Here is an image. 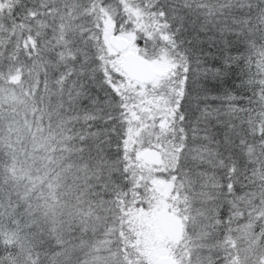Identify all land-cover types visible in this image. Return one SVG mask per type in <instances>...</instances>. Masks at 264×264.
<instances>
[{
    "label": "trees",
    "instance_id": "16d2710c",
    "mask_svg": "<svg viewBox=\"0 0 264 264\" xmlns=\"http://www.w3.org/2000/svg\"><path fill=\"white\" fill-rule=\"evenodd\" d=\"M107 16L171 72L129 81ZM262 79L264 0H0V264H149L157 178L182 264H264Z\"/></svg>",
    "mask_w": 264,
    "mask_h": 264
},
{
    "label": "rangeland",
    "instance_id": "374dc122",
    "mask_svg": "<svg viewBox=\"0 0 264 264\" xmlns=\"http://www.w3.org/2000/svg\"><path fill=\"white\" fill-rule=\"evenodd\" d=\"M106 28H105V40L108 44V48L110 53L114 57L113 62H118L119 66L121 67L122 70V61H123V56L125 53H119L116 52V50L110 45L109 40L110 37L113 34H118L121 36H125L129 39L130 42V50L132 51H137V47L134 45L135 44V35L134 34H123V33H116L114 30L113 22L110 16H107L106 18ZM154 65L156 69L159 71V75L157 79L150 84H157L160 82V80L168 75L171 70L173 69V64L167 60H157L153 59ZM123 71V70H122ZM129 81L130 78L128 77ZM132 80V79H131ZM136 82V81H135ZM134 84H140L141 87H145L147 84H141V83H134ZM147 152L146 150H142L138 153V157L140 158L141 161L145 162L142 158L143 153ZM153 163V162H151ZM153 191L156 195L155 203L153 208L151 209L150 212H145L143 213V216L148 219V221L152 224V227L154 229V237H153V246L151 247V252H150V258H149V264H159V260L164 257V256H170L175 261L177 264H182V259L184 255V251L182 249V243H181V238L178 240H175L171 238L169 235L164 234L157 223L156 219V213L160 210H166L168 212H171L175 216L179 218V220L183 224V219L182 217L178 214L175 203H174V195H173V183L169 180L166 179H155L153 181ZM183 231H184V224H183ZM183 234V233H182Z\"/></svg>",
    "mask_w": 264,
    "mask_h": 264
},
{
    "label": "water",
    "instance_id": "95a60500",
    "mask_svg": "<svg viewBox=\"0 0 264 264\" xmlns=\"http://www.w3.org/2000/svg\"><path fill=\"white\" fill-rule=\"evenodd\" d=\"M110 45L119 53H125L122 61L123 72L132 80L141 84L153 83L159 71L156 69L153 60L142 56L138 51L130 50L129 39L125 36L113 34L109 40ZM142 158L145 162L159 163L160 156L151 151L143 153ZM156 219L160 230L171 238L178 240L183 233V224L177 216L166 210L156 213ZM159 264H177L175 259L164 256L159 260Z\"/></svg>",
    "mask_w": 264,
    "mask_h": 264
},
{
    "label": "snow or ice",
    "instance_id": "6c2138e0",
    "mask_svg": "<svg viewBox=\"0 0 264 264\" xmlns=\"http://www.w3.org/2000/svg\"><path fill=\"white\" fill-rule=\"evenodd\" d=\"M177 31H180V28H177ZM186 43L191 44L192 41L191 40H188V41H186ZM223 63H224V67L225 68L232 67V65L229 63V60L227 58L223 61ZM202 65H203V61H202L201 57L199 55H193L192 56V64H191V67L189 68L188 71L191 74V81H192V84H193L194 87H196V88L202 87V85L198 84L197 81L202 76L203 77H207V75L209 73H212L214 77L215 76H220L221 79L223 78L221 76V70H220L219 67H216V68L213 69V68H209V67H203ZM185 78L187 80L188 74H186V77ZM249 82L250 83H254V82L255 83H258L260 85V87H261L262 92H264V79L259 80L258 82L251 81V80ZM188 98L189 99H199V97L191 96V95ZM223 99H226L228 101H231L232 99H234V97L231 96V95H228L226 97H223Z\"/></svg>",
    "mask_w": 264,
    "mask_h": 264
}]
</instances>
